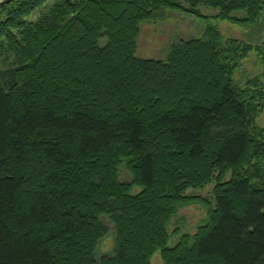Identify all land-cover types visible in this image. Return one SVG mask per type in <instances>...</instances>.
Instances as JSON below:
<instances>
[{"label":"trees","instance_id":"trees-1","mask_svg":"<svg viewBox=\"0 0 264 264\" xmlns=\"http://www.w3.org/2000/svg\"><path fill=\"white\" fill-rule=\"evenodd\" d=\"M50 1L0 6V61L13 58L0 72V264H152L157 252L264 264V83L234 81L249 53L264 65V42L208 27L165 61L136 55L141 25L166 11L205 20L212 8L247 27L264 0H55L29 19ZM211 184L213 203L185 195ZM191 203L206 219L169 248L167 226ZM102 217L115 249L96 260Z\"/></svg>","mask_w":264,"mask_h":264},{"label":"rangeland","instance_id":"rangeland-1","mask_svg":"<svg viewBox=\"0 0 264 264\" xmlns=\"http://www.w3.org/2000/svg\"><path fill=\"white\" fill-rule=\"evenodd\" d=\"M55 0L48 2L40 11L29 19L37 21L46 14ZM200 12L207 16V19H198L194 16L178 11H166L165 18L155 23H143L140 27V34L137 39L136 55L142 60L165 61L171 46L190 40L203 38L208 27H216L224 39H232L252 46H260L264 42V16L252 26H240L215 18L218 13L212 8H200ZM234 17L242 19L244 13H235ZM105 40L101 41L104 45ZM13 58L0 61V72L11 67ZM264 65L255 52L249 53L247 58L241 62L240 67L234 74L235 83L240 86L246 84L255 77H260L264 83ZM260 128H264V111L256 120ZM119 181L129 183L131 177L125 167L121 165L118 170ZM214 184L204 189H190L186 196L201 197L212 202V189ZM140 190L133 189L132 194H137ZM213 203V202H212ZM206 219V209L200 203L183 204L177 208L176 214L171 218L167 232L169 234L168 247L172 248L182 235H193ZM101 222L107 229V235L101 239L95 249V258L100 260L113 255L115 249V234L113 225L108 218H101ZM152 264H162L160 255L157 252L151 259Z\"/></svg>","mask_w":264,"mask_h":264},{"label":"flooded vegetation","instance_id":"flooded-vegetation-1","mask_svg":"<svg viewBox=\"0 0 264 264\" xmlns=\"http://www.w3.org/2000/svg\"><path fill=\"white\" fill-rule=\"evenodd\" d=\"M11 1L13 0H0V6H2L3 4H9Z\"/></svg>","mask_w":264,"mask_h":264}]
</instances>
